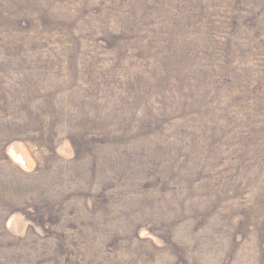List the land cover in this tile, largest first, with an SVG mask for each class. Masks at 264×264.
Wrapping results in <instances>:
<instances>
[{"label": "rangeland", "instance_id": "rangeland-1", "mask_svg": "<svg viewBox=\"0 0 264 264\" xmlns=\"http://www.w3.org/2000/svg\"><path fill=\"white\" fill-rule=\"evenodd\" d=\"M0 264H264V0H0Z\"/></svg>", "mask_w": 264, "mask_h": 264}]
</instances>
